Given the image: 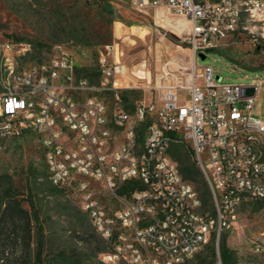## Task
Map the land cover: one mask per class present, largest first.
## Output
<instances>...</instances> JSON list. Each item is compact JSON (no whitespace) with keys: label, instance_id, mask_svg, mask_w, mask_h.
I'll return each mask as SVG.
<instances>
[{"label":"built area","instance_id":"2783aa9c","mask_svg":"<svg viewBox=\"0 0 264 264\" xmlns=\"http://www.w3.org/2000/svg\"><path fill=\"white\" fill-rule=\"evenodd\" d=\"M129 1L160 21L173 14L188 23L178 30L193 54L189 74L162 84L130 115L122 95L147 79L118 71L115 44L98 51L92 82L78 74L89 50L56 45L37 61L31 44L1 42L0 153L8 140L39 136L51 183L77 200L108 245L104 264H185L211 244L218 249L243 205L264 202V120L254 117L264 81L226 83L197 63L247 33L264 49V0ZM178 146L193 153L213 212L181 174Z\"/></svg>","mask_w":264,"mask_h":264},{"label":"rangeland","instance_id":"374dc122","mask_svg":"<svg viewBox=\"0 0 264 264\" xmlns=\"http://www.w3.org/2000/svg\"><path fill=\"white\" fill-rule=\"evenodd\" d=\"M168 17L171 22L166 23L153 14L139 13L129 0H106L104 4L94 0H0V43L31 44L33 53L41 61L48 59L56 45L67 49L85 48L91 58L79 59L82 69L78 74L86 77L88 71L93 82L99 76L98 51L105 45L115 44L118 71L135 80L147 79L140 81L141 84L133 83L139 90L124 91L128 102L122 96V103L132 115L140 102L148 103L155 97L162 84L181 82L189 74L193 54L183 46L184 32L178 30L184 26L183 20L173 14ZM258 46L254 44V35L243 34L228 41L220 51L210 52L207 60L199 58L197 63L214 68L215 78L223 77L226 83L255 85L264 81V68H260L264 65V49ZM124 86L129 88L130 84ZM180 97L186 99L188 94L181 92ZM107 99L113 105L112 98ZM128 106L132 107L127 109ZM254 117L264 120V82L257 95ZM9 186L31 217L29 202L40 212L45 235L44 264H104L102 255L109 251L108 245L77 200L70 194L59 193L51 183L37 134L6 141L0 153L2 264H34L37 250L35 226L31 249L26 253L22 245V236H28L26 222L14 223L11 214L4 213ZM205 211L213 212L212 203ZM262 232L264 207L260 202L250 201L239 209L234 228L222 236L227 237L228 245L236 252L238 264H264V252L255 251V243H264ZM213 246L206 247L185 264H211L209 256ZM217 264H221L219 258Z\"/></svg>","mask_w":264,"mask_h":264},{"label":"trees","instance_id":"16d2710c","mask_svg":"<svg viewBox=\"0 0 264 264\" xmlns=\"http://www.w3.org/2000/svg\"><path fill=\"white\" fill-rule=\"evenodd\" d=\"M95 2H98L100 4H104L106 0H94ZM83 50H87L85 48H81ZM33 59L40 60L39 56L33 55ZM86 78L90 79L92 82L94 81L93 76H90L88 71H86ZM126 92L123 93V99L127 103L128 99L124 95ZM132 106H128L127 109H130ZM192 158H191V157ZM173 158L178 162L180 172L183 175L184 179L194 184L197 188V190L200 192L204 205L206 208L210 207L211 203V192L209 189V185L207 183V180L202 173V171L199 169L197 162L194 159L193 153L190 150H187L183 146H178L174 148L173 150ZM129 186V185H128ZM56 188V187H55ZM56 190L59 193L68 194L67 192L60 190L56 188ZM129 192L128 187H126L121 194H125ZM262 206L264 207V202H260ZM31 209L33 211V216L31 217L30 212L25 210L22 207V204L20 201L17 200V197L15 196V192L13 191L12 186H9L6 190V202L4 205L6 206V209L4 213L8 214L10 213L12 216V221L16 223L17 221H25L27 226V233L28 236H22L23 242L22 245H24V250H26V253L31 249V233H32V227L35 226V229L38 233L37 238V250L35 255V262L34 264H44V247H45V235H44V227L40 223V212L36 208L35 204L31 201L29 202ZM34 223V224H33ZM22 241V240H21ZM28 255V254H26ZM209 258L211 259V264H217L218 258L221 260V264H238V259L236 252L233 251L227 242V237L222 236L219 244V251L217 252V248L214 244L213 248L211 249V253ZM2 258L0 257V264ZM28 264V263H25Z\"/></svg>","mask_w":264,"mask_h":264},{"label":"water","instance_id":"95a60500","mask_svg":"<svg viewBox=\"0 0 264 264\" xmlns=\"http://www.w3.org/2000/svg\"><path fill=\"white\" fill-rule=\"evenodd\" d=\"M202 60H207L208 58L205 55H200Z\"/></svg>","mask_w":264,"mask_h":264},{"label":"bare ground","instance_id":"6f19581e","mask_svg":"<svg viewBox=\"0 0 264 264\" xmlns=\"http://www.w3.org/2000/svg\"><path fill=\"white\" fill-rule=\"evenodd\" d=\"M183 23H184V24H183L184 26H187V24H188V23H187L186 21H184V20H183Z\"/></svg>","mask_w":264,"mask_h":264}]
</instances>
